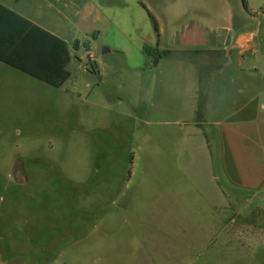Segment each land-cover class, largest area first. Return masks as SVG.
<instances>
[{"label":"rangeland","instance_id":"obj_1","mask_svg":"<svg viewBox=\"0 0 264 264\" xmlns=\"http://www.w3.org/2000/svg\"><path fill=\"white\" fill-rule=\"evenodd\" d=\"M0 2L69 51L0 69V264H264V0Z\"/></svg>","mask_w":264,"mask_h":264},{"label":"trees","instance_id":"obj_2","mask_svg":"<svg viewBox=\"0 0 264 264\" xmlns=\"http://www.w3.org/2000/svg\"><path fill=\"white\" fill-rule=\"evenodd\" d=\"M154 27L158 30L155 20ZM33 38L40 41L41 46L48 45L62 53V61L58 65L59 77H53L51 73L40 72L36 68L37 61H32L28 57L18 59V53L22 49L29 48L32 45L29 39ZM162 53H165V50L157 51L159 56ZM0 61L55 87L60 86L69 77V71L66 69L69 62L66 42L1 4ZM90 69L94 71L95 66L91 65Z\"/></svg>","mask_w":264,"mask_h":264},{"label":"crops","instance_id":"obj_3","mask_svg":"<svg viewBox=\"0 0 264 264\" xmlns=\"http://www.w3.org/2000/svg\"><path fill=\"white\" fill-rule=\"evenodd\" d=\"M0 4L5 6L8 9L14 11L15 13L23 16L24 18L28 19L29 21L38 25L39 27L45 29L46 31L50 32L51 34H53V35L59 37L60 39L64 40L61 36L55 34L54 32L48 30L47 28L39 25L35 21L30 20L27 16L23 15L22 13H20L19 11L15 10V9L11 8L7 4H4L2 2H0ZM193 29H195V31H197L196 37L200 38L196 42L197 45L209 47V46H213L216 44H221L222 48H226L227 50L238 49L239 51H241L244 48V46L246 45V42H248L252 37V33L246 34V33L238 32L236 34H231L230 33L231 30L229 28H225L224 31H225V38L226 39L222 43H209V39L207 37H205L206 36L205 33L209 32L208 28L206 30H204L203 28H201L202 30H200V28H193ZM204 31H206V32H204ZM202 32L204 33V35H203V37H200V36H202V35H200ZM227 33H228V35H227ZM203 38H205V39H203ZM29 40L32 43V45L29 48L22 49L18 53L19 54L18 59H22L23 57L24 58L28 57L32 61H35V62L37 61L38 64H37L36 68L40 72H42L44 74L45 73L46 74L51 73V75L53 77H56V78L59 77L60 71H59L58 65L62 61V53L59 50H56L51 46H48V45L41 46L40 41L38 42L37 39L33 38V39H29ZM67 50H68V47H67ZM68 55H69V51H68ZM3 65H6L10 68H13L15 70L22 72L21 70L14 68V67L0 61V69L4 68ZM66 69L68 70V63H67ZM22 73H24V72H22ZM24 74H26V73H24ZM31 77H33V76H31ZM33 78H35V77H33ZM35 79H37V78H35ZM40 81H42V80H40ZM44 83H46V82H44ZM46 84H48V83H46Z\"/></svg>","mask_w":264,"mask_h":264},{"label":"flooded vegetation","instance_id":"obj_4","mask_svg":"<svg viewBox=\"0 0 264 264\" xmlns=\"http://www.w3.org/2000/svg\"><path fill=\"white\" fill-rule=\"evenodd\" d=\"M206 32V31H204ZM208 39H209V43H222L226 38H225V31H216V30H209V32L205 33ZM184 35L185 36H197V31H195V29L193 28H187L184 30ZM200 35H204V33L202 32ZM201 37V36H200Z\"/></svg>","mask_w":264,"mask_h":264}]
</instances>
